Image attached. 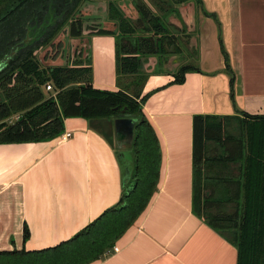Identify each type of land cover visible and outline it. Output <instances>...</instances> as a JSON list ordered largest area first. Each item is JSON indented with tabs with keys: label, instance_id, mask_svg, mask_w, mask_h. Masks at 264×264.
Here are the masks:
<instances>
[{
	"label": "crops",
	"instance_id": "obj_1",
	"mask_svg": "<svg viewBox=\"0 0 264 264\" xmlns=\"http://www.w3.org/2000/svg\"><path fill=\"white\" fill-rule=\"evenodd\" d=\"M199 22L193 47L200 71L187 73L183 84L174 83L177 70L148 71L143 87L142 97L150 95L143 113L161 150L157 191L117 241L119 251L93 264H238L237 247L194 212V118L264 116V0H202ZM89 46L93 87L119 91L117 36H92ZM113 122L70 118L67 141L0 144V251L58 246L120 202L126 186L122 161L102 126L115 139ZM212 152L221 153L217 144ZM230 165L220 179L229 181L222 184L236 207L241 163Z\"/></svg>",
	"mask_w": 264,
	"mask_h": 264
},
{
	"label": "trees",
	"instance_id": "obj_2",
	"mask_svg": "<svg viewBox=\"0 0 264 264\" xmlns=\"http://www.w3.org/2000/svg\"><path fill=\"white\" fill-rule=\"evenodd\" d=\"M87 1L96 0H0V66L14 52L0 72V144L54 140L65 132V120L70 118L94 124L124 115L137 120L131 146L134 172L120 202L72 239L40 251H0V264H93L108 254L141 217L158 188L161 150L143 113V105L150 96L142 97L147 78L144 59L166 55V42L176 45L177 35L171 32L168 17L182 20L181 5L189 0H158L165 18L146 3L135 0L141 16L139 22L145 24L147 34L154 33V37L138 38L122 37L124 32L133 34L134 27L126 25L115 0H100L109 2L108 19L120 33L94 30L89 32V39L95 35L117 36V92L93 87L90 40L87 48L82 45L79 49L75 66L41 68L39 52L48 51L67 30L70 37L83 36L88 18L82 15V6ZM195 1L202 5V0ZM207 15L216 18L215 14ZM120 39L125 40L122 47ZM59 43L61 47L64 41ZM222 51L233 89L235 77L223 45ZM199 71L196 66L182 65L175 73L174 83L183 84L187 73ZM122 79L127 80L125 85ZM48 84L53 91L46 92ZM17 113L22 115L14 124L7 125L5 121ZM244 117L194 118V212L237 247L238 264H264V116ZM232 120H237L233 124L234 130L239 128L237 135L229 132ZM209 142H215L221 150L214 158L209 154ZM209 163H241V205L235 215L210 214L215 203L204 189L214 181L205 175ZM221 182L229 184L228 180ZM228 200L232 201L230 197ZM225 224L229 226H222ZM29 235L25 227L24 241Z\"/></svg>",
	"mask_w": 264,
	"mask_h": 264
},
{
	"label": "rangeland",
	"instance_id": "obj_3",
	"mask_svg": "<svg viewBox=\"0 0 264 264\" xmlns=\"http://www.w3.org/2000/svg\"><path fill=\"white\" fill-rule=\"evenodd\" d=\"M140 3H146V5L157 15L164 16V12L162 11L160 4L158 3V0H137ZM135 0H115V3H117L118 10L121 13L122 16H124V19L126 20V25H129V27L135 29L133 34H126V32L122 33V37H128V38H138L143 36H151L154 37L153 32H149V34L146 33L145 24L143 22H139V19L141 16L139 15V12L135 5ZM182 11H180L181 19L176 18L175 16L169 15L170 20V29L171 32L177 35V38L175 40L176 45L172 44L169 45V42L165 43L166 48V55L164 56H153V57H145L147 59H144V69L145 72L148 74L150 72L155 71H163V72H170L173 70H178L182 65H190L195 66V58H196V52L193 45L195 44L199 30L201 29V23L199 22V13H200V6L196 3L195 0H189L183 5ZM107 9H108V2L107 1H87L82 6V15L84 17H87L88 20L85 21L84 27H83V36L81 38H74L70 37V34L67 32H63L61 40L64 41L65 49L63 50V45L58 48L59 52L61 53V56H57V53L55 51L49 52V51H40L38 54V58L41 61V68L43 66H75L79 61V55L78 51L79 49H82L81 46L85 45L84 48H87L88 40L90 37L89 31L97 30L98 27L101 25L106 27L103 22L107 21ZM95 16V18H94ZM110 20V19H109ZM168 20V22H169ZM184 21V22H183ZM108 22V21H107ZM113 23V22H111ZM128 23V24H127ZM185 23V24H184ZM108 27V26H107ZM112 29L116 28L115 25L111 27ZM110 29V28H109ZM117 31V30H116ZM156 38V37H155ZM125 45V40L120 39V46ZM177 46L179 49H176ZM56 57V60L54 61L52 58ZM54 61V62H53ZM148 69V70H147ZM150 71V72H148ZM123 80V79H122ZM126 79L122 81V84H126ZM47 94V93H46ZM22 115V113L14 114L12 117L7 119L5 123L7 125H11L15 123L19 117ZM234 124V122H232ZM103 128L105 130L106 135L111 139V141L116 145V140L114 139L113 134L111 133L112 130L103 125ZM231 126H229L230 128ZM237 128V127H236ZM232 133L234 135H237L239 133V128L236 130L234 126L230 128ZM230 132V131H229ZM230 132V133H231ZM117 147V146H116ZM216 148L215 142H209L208 144V150L209 152H212ZM210 155H216L214 152ZM210 170L207 173H205L206 176L212 177L213 180H216V182H212L211 184L207 185V188L205 189V193L208 195H211L212 201L215 203V205L212 206V209H210V214L212 216H228V215H235L236 211H239L241 201L236 204V208L234 204H230L231 201L228 200L229 191L226 188L225 185L222 184V180L226 179H220V177H225V175H229L230 170L232 169V166L224 163H215L212 167L210 163L208 164ZM216 171V172H215ZM221 182V183H220ZM236 208V209H235ZM236 210V211H235ZM222 226H229L227 224ZM229 235V234H228ZM230 236V235H229Z\"/></svg>",
	"mask_w": 264,
	"mask_h": 264
},
{
	"label": "water",
	"instance_id": "obj_4",
	"mask_svg": "<svg viewBox=\"0 0 264 264\" xmlns=\"http://www.w3.org/2000/svg\"><path fill=\"white\" fill-rule=\"evenodd\" d=\"M183 7L184 6L181 7L180 11H182ZM13 56L14 52H11L8 58L2 61L0 72L3 70L6 61ZM113 121L116 146L122 161L121 166L123 172V181L124 184L127 185L130 182L134 172V161L131 157V146L134 140V127L137 124V120L122 115L115 118Z\"/></svg>",
	"mask_w": 264,
	"mask_h": 264
},
{
	"label": "flooded vegetation",
	"instance_id": "obj_5",
	"mask_svg": "<svg viewBox=\"0 0 264 264\" xmlns=\"http://www.w3.org/2000/svg\"><path fill=\"white\" fill-rule=\"evenodd\" d=\"M109 3V2H108ZM181 6H183V5H181ZM94 18H95V16H94ZM108 21V22H107ZM107 21H105V22H103L104 23V25H106V27H104V26H100V27H98L97 28V30H101V29H105V30H112V31H115L117 34H119L120 33V29L119 28H117V26H116V28H114V29H112L111 27L115 24V23H111V22H113V21H110L109 19H108V17H107ZM108 26V27H107ZM110 28V29H109ZM97 30H95V31H97ZM117 30V31H116ZM94 31V30H93ZM93 31H89V32H93ZM61 41V37L59 38V39H57L56 40V42H55V45L53 46V47H50L49 48V52L51 51V52H53V51H55L56 53H57V56H61L60 54V52H59V50H58V48H59V45L61 44V43H59ZM58 43V44H57ZM65 44V43H64ZM65 49V46L63 45V50ZM54 61L56 60V57H53L52 58ZM53 61V62H54Z\"/></svg>",
	"mask_w": 264,
	"mask_h": 264
},
{
	"label": "built area",
	"instance_id": "obj_6",
	"mask_svg": "<svg viewBox=\"0 0 264 264\" xmlns=\"http://www.w3.org/2000/svg\"><path fill=\"white\" fill-rule=\"evenodd\" d=\"M51 91H53V87H52L51 84H48V85L46 86V92H51ZM71 136H72V133H70V132L63 133V134L60 136V140H61V141H67L69 138H71ZM113 250H114L115 252H118V251H119V249H118L117 247H114Z\"/></svg>",
	"mask_w": 264,
	"mask_h": 264
}]
</instances>
